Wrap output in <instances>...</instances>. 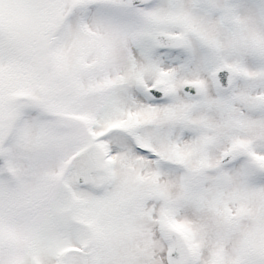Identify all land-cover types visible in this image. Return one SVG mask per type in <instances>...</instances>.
Returning <instances> with one entry per match:
<instances>
[{
    "label": "snow or ice",
    "instance_id": "snow-or-ice-1",
    "mask_svg": "<svg viewBox=\"0 0 264 264\" xmlns=\"http://www.w3.org/2000/svg\"><path fill=\"white\" fill-rule=\"evenodd\" d=\"M0 264H264V0H0Z\"/></svg>",
    "mask_w": 264,
    "mask_h": 264
}]
</instances>
